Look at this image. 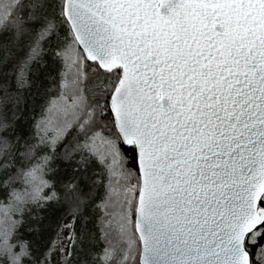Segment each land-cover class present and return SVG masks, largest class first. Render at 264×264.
Masks as SVG:
<instances>
[{
	"label": "snow or ice",
	"instance_id": "obj_1",
	"mask_svg": "<svg viewBox=\"0 0 264 264\" xmlns=\"http://www.w3.org/2000/svg\"><path fill=\"white\" fill-rule=\"evenodd\" d=\"M20 15L43 30L29 74L34 65L52 83L47 97L25 95L31 83H17L0 47V121L11 135L27 138L23 109L34 116L39 96L46 112L54 85L63 91L69 46L107 73L76 72L87 103L66 154L49 161L55 186L21 214L34 236L22 260L103 264L110 251L107 264H264V231L240 238L243 221L264 217V0H25ZM113 134L127 160L105 157L112 167L101 173L89 146L103 151Z\"/></svg>",
	"mask_w": 264,
	"mask_h": 264
},
{
	"label": "trees",
	"instance_id": "obj_2",
	"mask_svg": "<svg viewBox=\"0 0 264 264\" xmlns=\"http://www.w3.org/2000/svg\"><path fill=\"white\" fill-rule=\"evenodd\" d=\"M24 2L25 0H17L11 16L8 17V19L7 17H4L1 21L0 31H3L5 28H7L9 29V32L6 34V43L0 44V47L4 48V58L7 59L12 64V68L17 71V83L22 85L31 83V88L26 89L25 95H27V92L39 91L42 96L47 97L50 94L44 92L43 90L47 86V84L52 83V81H39L37 76L35 75L36 69L34 65L32 66V74H29V60L43 58L40 51V40L38 38L42 34L43 30L38 29L37 31L33 32L26 24L23 23L24 18L21 17L20 11L24 7ZM71 49L73 48L69 46L62 53L65 58L66 64V56ZM45 51H47L46 45ZM76 51L82 60V65L80 64L81 78H83V69L85 67L89 68V76L103 78L107 74L106 72L101 71L98 68L95 71H92V68L94 66L87 65L84 61L83 54H81L77 49ZM56 67H59V64H57ZM4 70L5 69L3 67V61H0V71ZM53 75H55V73H53ZM75 77L76 74L74 75V78ZM114 77L115 70L113 71V78ZM62 87H65V80L63 81ZM54 88L56 92L61 93L59 87H56L54 85ZM77 88L78 86L76 87V89ZM74 98L75 99L71 101L72 108L75 112H77L73 114L72 117L76 118V122L66 132V134L59 137L55 143L44 137H42V139H44V144H41L36 140V136L40 134L38 129L39 122L43 117L46 116L49 106L55 99L49 101L46 112H42L40 110V97L38 96L34 116L29 110L31 109V105H29V109H23V111L25 112V117L28 120V124L26 126L28 131L27 138L18 139L17 136L11 135L6 131L5 124L0 121V161L3 162L0 163V179H2L3 176H7V180L4 181L3 184H0V193H4V195H0V206L9 204L11 200L14 199L15 195L22 193L21 191H25L22 176L27 173L33 166L39 167L44 178L46 179L48 183L46 190L53 189L56 181V177L54 175L55 166L50 164L49 161L54 156L61 157L66 154V151L68 149H65L64 145L67 143L70 147L71 143L74 141V138L76 137L79 130V111L84 107L85 103H87V99L82 88L77 91V94ZM119 139L120 137L113 134V136L107 137L106 141L108 143L109 152H112V156L117 155L116 159L119 160L121 162V166H123V162L127 160V157L118 144ZM50 148L55 149L56 151L52 152L49 150ZM90 155L96 158L97 163L100 165V168L98 170L101 171V173H103L106 168H109L108 164L105 162V159H103V157L101 156L102 154L98 155L90 149ZM5 165H8L9 167L5 169ZM96 167V164H93L91 166V168ZM91 168L89 169L90 171ZM124 171L128 174H132L130 169L125 168ZM5 184L7 185V187H5ZM109 194H112L111 188H109ZM31 202L33 201H27L17 211H15L14 214L15 226L13 227L11 241H14L15 243H18L20 245V252L18 254L20 256L21 264H27L26 261L22 260V257L27 255L29 244L34 242V236H27V229L29 227L30 221L27 220L26 214L24 216L21 215L22 213H25L26 206H28ZM101 220H103V218H101ZM126 227L127 224H125V228ZM21 231H23L26 239L21 240L17 238ZM262 231H264V229L254 230L251 237H249V240L254 242ZM261 252H264V248L261 249ZM105 254L106 253H104V255ZM0 256L4 255H2L0 252ZM5 264L8 263L5 262ZM103 264H105V261L103 262Z\"/></svg>",
	"mask_w": 264,
	"mask_h": 264
},
{
	"label": "rangeland",
	"instance_id": "obj_3",
	"mask_svg": "<svg viewBox=\"0 0 264 264\" xmlns=\"http://www.w3.org/2000/svg\"><path fill=\"white\" fill-rule=\"evenodd\" d=\"M16 2L17 0H0V23L4 17H7L8 19V17L11 16ZM71 47L73 49H71L66 56L69 73L65 79V87L59 94L58 98H56L49 106L46 116L39 122V133H43V137L51 140L53 143H55L59 137L66 134L76 122V118L72 116L77 111L75 112L73 110L71 101L75 99L74 97L77 94V83L74 75L77 71H81L80 64L82 65V60L76 49L73 46ZM78 61L79 68L77 69L76 65ZM89 147L96 154H102L101 156L103 159H105V157H114L116 159L117 157V155L112 156V152H109L108 148L103 151H98L95 149L94 145ZM101 152H105L106 154ZM108 167L111 168L112 165L108 164ZM22 179L25 191H21L22 193L15 195L14 199H12L9 204L0 206V252L2 255H5V253L10 255V264H21L19 254L12 252L14 245L10 243L13 234V227L15 226V211L27 201H35L36 199H39L48 186L40 168L37 166H33L22 176ZM125 234L130 235L128 225L125 228ZM110 255V251L106 252L104 255L105 264H107L106 258ZM53 264H57V262L54 260Z\"/></svg>",
	"mask_w": 264,
	"mask_h": 264
},
{
	"label": "water",
	"instance_id": "obj_4",
	"mask_svg": "<svg viewBox=\"0 0 264 264\" xmlns=\"http://www.w3.org/2000/svg\"><path fill=\"white\" fill-rule=\"evenodd\" d=\"M113 71H114V69H113ZM260 218H264V217H253L250 220H246V221L242 222V228H241V233H240L241 240H243L244 233H246L249 230H252V232L254 231L253 230L254 225L258 221V219H260Z\"/></svg>",
	"mask_w": 264,
	"mask_h": 264
}]
</instances>
